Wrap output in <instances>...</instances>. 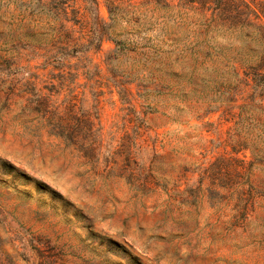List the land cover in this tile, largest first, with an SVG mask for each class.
Here are the masks:
<instances>
[{
	"label": "rangeland",
	"instance_id": "374dc122",
	"mask_svg": "<svg viewBox=\"0 0 264 264\" xmlns=\"http://www.w3.org/2000/svg\"><path fill=\"white\" fill-rule=\"evenodd\" d=\"M2 4L0 264H264V125L222 100L240 41L151 5L135 52L41 69L22 48L56 28Z\"/></svg>",
	"mask_w": 264,
	"mask_h": 264
},
{
	"label": "trees",
	"instance_id": "16d2710c",
	"mask_svg": "<svg viewBox=\"0 0 264 264\" xmlns=\"http://www.w3.org/2000/svg\"><path fill=\"white\" fill-rule=\"evenodd\" d=\"M78 1L79 7L76 6ZM98 2L99 0H0L1 6L6 10L13 8L12 11L17 12L13 20L22 23L27 19L28 23L43 22L56 28L58 38L55 41L50 44L30 43L22 51H28L33 56L31 59L44 58L46 62L41 69L51 66L57 71L69 68L71 60L79 62L81 59L84 60L83 67L89 71L91 60L88 55L98 52L104 41H110L114 45V54L135 52L136 46L128 42L126 37L122 39V36L134 33V26L139 21V16L135 14L139 8L146 11L148 6L153 5L155 10L161 9L176 23L196 18L195 21L206 28L214 27L216 33L227 36L229 40L240 41L236 48L232 44L228 57L233 71L239 69L242 77L238 79V72L235 71L236 81H231V87L222 90L226 93L222 94L225 97L222 100L231 105L228 110L230 118L238 126L246 120L247 114L255 111V118L264 125V0H140L138 6L134 0H104L108 14L106 20L99 14ZM67 24L76 25L80 30L78 35L71 34L74 30L68 31ZM15 47L19 49L16 45ZM20 50L13 51L16 55L11 53L10 57L14 61L20 56ZM14 64L12 62L10 67L15 72L18 68L15 69L17 63ZM20 69L23 68L18 70ZM111 82L118 89L119 95L126 93V82L118 79ZM40 103L44 107L43 97ZM235 110L237 113L233 112ZM251 153L255 157L264 156V152H260V155ZM261 158L264 161V157Z\"/></svg>",
	"mask_w": 264,
	"mask_h": 264
}]
</instances>
